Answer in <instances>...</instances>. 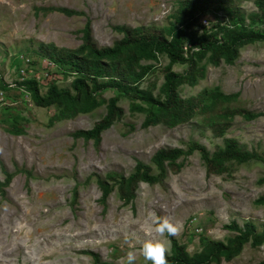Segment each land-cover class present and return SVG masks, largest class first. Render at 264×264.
Returning <instances> with one entry per match:
<instances>
[{
  "label": "rangeland",
  "instance_id": "374dc122",
  "mask_svg": "<svg viewBox=\"0 0 264 264\" xmlns=\"http://www.w3.org/2000/svg\"><path fill=\"white\" fill-rule=\"evenodd\" d=\"M177 1L0 0V183L7 173L12 175L10 184L0 190V264H96L93 255L99 264H127L129 250L135 251L134 264H145L140 251L143 241H163L167 253L171 248L167 235L149 231L153 213L178 227L173 237L186 246L189 255L198 254L207 241L227 243L237 235L225 228L233 222L242 228L249 221L257 233L264 230V206L254 203L264 195V116L250 121L236 116L223 137H215L200 123V116L171 129L163 125L143 128L149 106L108 88L98 96L102 103L92 112L51 123L61 108L35 106L31 95L18 86L21 71L29 67L34 72L28 75L38 77L41 95L52 84L72 91L73 69L51 63L39 50L40 44L76 49L81 44V30L89 22L96 46L111 47L122 38L113 31L115 26H168ZM233 1L246 16V25L264 32V16L251 24L248 19L259 13L255 0ZM54 8L78 14L67 16ZM217 15H197L193 30L200 35L207 21L212 26L226 21ZM168 62L163 55L142 62L153 68L139 87L163 98L158 90ZM199 66L205 67V78L192 87L179 86L180 98L218 88L224 94H237L231 107L253 114L264 112V42L240 48L233 65L221 61L214 67L205 58ZM186 69L185 65L172 66L179 74ZM114 96L119 97L123 116L101 134L99 147L92 141L74 140L73 132L90 130L104 117L105 102ZM227 138L235 139L242 150L256 153L261 161L228 162L224 174L208 175L195 151L178 160L182 167L177 174L166 164L162 183L140 182L132 201L125 204L120 199L119 178L132 174L137 161L157 175L151 158L158 150H187L197 142L212 154ZM109 174L116 182L109 181L112 191L103 205L97 180H105ZM126 240L134 242V249H129ZM251 243L244 244L230 262L222 259L220 264L264 262V244L254 247Z\"/></svg>",
  "mask_w": 264,
  "mask_h": 264
},
{
  "label": "trees",
  "instance_id": "16d2710c",
  "mask_svg": "<svg viewBox=\"0 0 264 264\" xmlns=\"http://www.w3.org/2000/svg\"><path fill=\"white\" fill-rule=\"evenodd\" d=\"M254 4L259 13L249 15L250 24L264 16V0H255ZM67 16L78 14L65 8H54ZM210 14L225 18L224 22H217L210 29L201 28L200 35L193 30L197 15ZM173 21L168 26H139L135 28L115 26L113 31L122 35L111 47L98 48L94 43L90 23L87 22L81 30V44L78 48L59 49L54 45L40 44L39 50L55 65L73 69L76 77L71 83L72 91L60 90L52 84L44 95L39 92L37 81L29 79L18 84L26 90L35 106L47 108L56 106L61 108L60 113L51 119V123L70 119L78 114H88L102 103L97 98L106 89L119 90L130 101L137 99L149 106L148 114L142 127L163 125L167 128L190 122L195 116H200V123L209 128L215 137H223L236 116L245 120H253L263 113L253 114L250 111L231 107L237 94H224L218 88L204 89L198 95L182 99L177 89L179 86H195L199 80L205 78V67L199 64L207 58L214 67L223 61L233 65L239 56V49L255 42H264V32L253 30L245 23L246 16L237 7L233 0H178L176 12L172 15ZM189 44V46H187ZM186 48V50H185ZM158 55L165 56L169 62L163 69V83L159 87V94L163 98L154 97L149 90H142L139 84L153 68V65H142V62L156 61ZM175 64L185 65L187 69L182 74L172 70ZM135 92L140 96H130ZM105 102V101H103ZM119 97L114 96L105 102L106 114L96 122L90 130H78L71 134L74 140L92 141L95 148L101 142V134L108 130L115 122L121 120L123 110L118 106ZM200 153L205 163L206 173L222 175L227 169L225 164L236 162L244 164L251 159L260 160L254 153L242 150L235 139L227 138L224 146L210 154L206 148L197 142L189 145L187 150L180 148H164L158 150L151 158L158 170L157 175L151 174V168L140 161L136 162L134 171L128 177H120L118 194L126 204L135 198L137 184L142 182L149 185L160 184L166 176V164L172 174H177L182 165L178 160L181 157ZM28 173L27 175H29ZM105 180L98 179L97 186L101 191L100 203L105 205L108 195L112 191L109 181L116 182L112 175L105 176ZM12 175L6 174V179L0 183L8 186ZM264 182V179L261 180ZM2 194L3 191H1ZM76 192L73 193V201ZM257 206H264V195L254 201ZM237 235L227 243L207 241L198 254L189 255L186 246L179 244L171 236L170 253L166 252L168 264H220L223 259L230 262L240 254L242 247L249 240L254 247L264 244V230L257 233L252 222H245L240 228L236 223L225 226ZM96 264H99L96 255H93ZM264 264V262L260 263Z\"/></svg>",
  "mask_w": 264,
  "mask_h": 264
},
{
  "label": "clouds",
  "instance_id": "9594fccd",
  "mask_svg": "<svg viewBox=\"0 0 264 264\" xmlns=\"http://www.w3.org/2000/svg\"><path fill=\"white\" fill-rule=\"evenodd\" d=\"M149 224V231H154L160 236H164V234L167 233L168 237H171L176 235L178 232V227L173 225L167 218L156 216L154 213L149 217ZM125 242L128 243L129 249H134L135 244L133 241L126 240ZM140 251L144 258L145 264H148V262H150V264H168L166 260V252H168V248L163 241H143ZM126 257L127 264H134V261L136 260L135 251H127Z\"/></svg>",
  "mask_w": 264,
  "mask_h": 264
},
{
  "label": "built area",
  "instance_id": "2783aa9c",
  "mask_svg": "<svg viewBox=\"0 0 264 264\" xmlns=\"http://www.w3.org/2000/svg\"><path fill=\"white\" fill-rule=\"evenodd\" d=\"M207 23L208 24L204 25L206 27H203V28L210 29L212 27V25H209V22L208 21H207ZM32 72H34V71L30 70L29 67L25 68V70H22L21 71V74L19 75L20 80H21L20 82H22L24 80L32 79V80L37 81V83H38V77H35V76H32L31 77V76L28 75V74H31Z\"/></svg>",
  "mask_w": 264,
  "mask_h": 264
}]
</instances>
